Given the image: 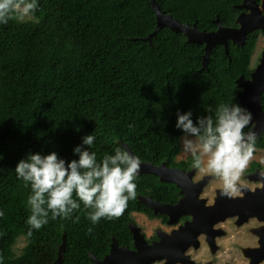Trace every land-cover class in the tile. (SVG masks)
<instances>
[{"label": "trees", "instance_id": "obj_1", "mask_svg": "<svg viewBox=\"0 0 264 264\" xmlns=\"http://www.w3.org/2000/svg\"><path fill=\"white\" fill-rule=\"evenodd\" d=\"M156 1L181 23L213 31L216 18L238 26L236 5L243 0ZM38 5L32 19L0 23V264L33 259L39 240L64 244L61 264H94L91 257L102 259L113 240L131 246L132 212L166 220L141 196L172 204L181 196L179 187L138 173L136 199L120 218L93 224L88 218L93 210L74 193L79 209L55 220L49 213L48 224L35 230L27 223L31 185L18 178V163L29 154L52 152L70 163L79 159L77 146L95 152L101 163L128 146L141 162L189 170L191 155L176 161L185 134L176 127L178 113L191 112L196 124L214 117L220 105L245 109L236 80L250 78L255 68L250 60L260 30L249 31L241 46L229 40L228 53L223 44L213 45L204 68L203 43L187 42L166 26L147 39L156 26L150 0H38ZM260 102L264 111V90ZM87 135L95 136L91 147L83 145ZM256 149H264V133ZM255 168L261 165L252 160L248 171ZM20 235L25 245L17 255L13 245Z\"/></svg>", "mask_w": 264, "mask_h": 264}, {"label": "clouds", "instance_id": "obj_2", "mask_svg": "<svg viewBox=\"0 0 264 264\" xmlns=\"http://www.w3.org/2000/svg\"><path fill=\"white\" fill-rule=\"evenodd\" d=\"M38 6V0H0V23L32 19ZM191 116V112L178 113L176 127L185 133L184 153L191 155L194 169L221 180L223 195L233 197L241 190V177L256 150V133L251 129L244 131L251 124L252 114L232 104L220 105L214 117H201L196 124ZM94 141V135H87L83 145L91 147ZM74 153L79 159L70 163L59 158L56 152L46 156L29 154L27 160L18 163L15 169L18 178L25 186L30 184L32 190L27 201L30 229L39 230L48 224L49 213L52 220L69 218L80 208L73 199L74 193L86 209L93 210L88 213L93 224L102 218H120L129 200L136 199L134 181L141 166L139 157L117 148L114 155H106L98 163L96 153L83 146H77ZM3 215L0 211V217Z\"/></svg>", "mask_w": 264, "mask_h": 264}, {"label": "water", "instance_id": "obj_3", "mask_svg": "<svg viewBox=\"0 0 264 264\" xmlns=\"http://www.w3.org/2000/svg\"><path fill=\"white\" fill-rule=\"evenodd\" d=\"M150 3L155 13L156 26L147 39L150 41L151 36L157 29L166 26L175 32L183 33L187 42L203 43L204 55L202 64L204 68H206V60L213 45L218 43L223 44L225 53H228L227 45L229 40L237 46H241L249 31L259 29L262 35H264V12L259 11L260 5L264 7V0H260L259 3L255 0H243L241 4L236 5L237 8L241 9L235 20L238 26H224L216 18L215 23L217 28L213 31L200 30L194 23L191 25L181 23L171 14L163 12L156 0H150ZM236 82L240 87L238 92L239 102L252 114L251 127L248 131L251 129L256 133V138L260 137L264 133V111L260 102L261 94L264 90V46L259 63L251 72L250 78L246 79L240 76ZM253 124L255 128H252ZM125 148L127 152L135 156L128 146ZM141 165L144 169H140L139 173H150L156 175L161 181L174 183L179 187V192L182 194L174 204L158 202L149 196L140 197L141 201L148 205L154 213L166 214L168 216V223L170 224L176 223L178 217L183 214H188L192 217L177 229H173L170 234L159 232V241L152 244L146 243L138 228L135 227L132 230L135 250H131L127 246H118L117 242L113 240L109 252L102 259H97L94 256L91 257L94 264H150L156 259L163 258L165 254L167 257L166 264H173L177 258L182 259L184 262L189 261L192 264L194 262L184 254V251L190 243L189 241H195L199 232L205 231L210 235L213 225L229 216H237L238 223H241L249 216L260 218V215H263L264 218V181L261 183V186L255 188L253 191L241 186L240 191L242 195L231 198L223 195V189H217L213 202L205 205V199L200 198L199 195L204 184H206L207 177L194 183L192 181L194 170L185 172L183 169L177 167H167L164 163L153 165L141 162ZM164 173H171V178L163 177ZM259 174L264 175V172L256 170L248 176L250 179L255 180L257 179L256 175ZM184 183H187L192 190H185ZM184 206H186V210L182 211L181 209ZM168 208H177L178 212L171 214L167 212L166 209ZM165 241L178 245L175 254L166 253L167 244H165ZM262 244L263 242L260 241V246ZM261 249L256 250L259 251ZM63 250L64 244L60 245L57 258L53 264H61ZM262 254L264 255V251Z\"/></svg>", "mask_w": 264, "mask_h": 264}, {"label": "rangeland", "instance_id": "obj_4", "mask_svg": "<svg viewBox=\"0 0 264 264\" xmlns=\"http://www.w3.org/2000/svg\"><path fill=\"white\" fill-rule=\"evenodd\" d=\"M264 46V38L262 33H259L258 39L256 41V46L254 51L251 55L250 60V66L256 67V65L259 63L262 50ZM185 134L181 135L180 137V150L178 154L176 155V161L178 160H184L187 157L190 156V154H185L183 151V138ZM194 138V137H189ZM257 161L261 165V169L264 170V149H256L253 155V158L251 161ZM250 161V162H251ZM249 162V164H250ZM248 167L246 168L244 174L241 177L240 184L246 185L248 187L253 188L254 186H260L261 183L252 179H249L246 177V173H249ZM141 169V166H140ZM195 173L193 175V181H199L203 179L205 174L199 173L198 170L194 169ZM210 176V175H209ZM261 175H257L256 178H258ZM255 177V176H254ZM253 177V178H254ZM223 184L222 181L218 178H214L210 176L208 178L207 184L204 186L202 193L200 196L206 197L207 202L210 204L213 202V198L215 196V191L217 189H222ZM238 192L237 194H239ZM131 217L133 219L131 223L132 228H138L139 230H142L146 232L147 235H150L152 232L156 231L157 228H160L166 232H169L170 229L175 228V226H172L171 224L160 226L158 223V219L149 218L143 213L138 212H132ZM251 222L245 225L236 226L235 224L231 223V219L223 221L220 223V228L225 230V234L223 236H220L216 238V245L217 250L213 252L212 254L206 249V244L203 242L201 247L197 250L189 249L190 253L194 258L198 259L199 257H203L205 259H212L213 261L217 262L218 264H230V263H236L241 261H246L243 256L240 254V249L245 245H253L255 242V237L249 233L246 232V230L251 226ZM240 241L239 244L235 243V241ZM241 243V244H240ZM25 245V238L24 236L20 235L16 238V241L13 245V250L15 254H20L21 248ZM60 249V246L57 244L52 243H46L42 240H39L36 244V254L35 257L28 261H22L20 264H53L55 259L57 258V253ZM251 258L253 257L252 254H249ZM253 260V258H252ZM183 263V262H181ZM154 264H161V262H155ZM264 264V263H262Z\"/></svg>", "mask_w": 264, "mask_h": 264}, {"label": "flooded vegetation", "instance_id": "obj_5", "mask_svg": "<svg viewBox=\"0 0 264 264\" xmlns=\"http://www.w3.org/2000/svg\"><path fill=\"white\" fill-rule=\"evenodd\" d=\"M190 170H194V168L192 167V168H190L187 171H190ZM256 170L263 171L264 172V170H262V169L255 168L252 172L246 173L245 174L246 177H248L247 175L254 173ZM187 171H185V172H187ZM194 173H195V170H194ZM194 173H193V175H194ZM193 175H192V181H193ZM259 175H262V174H259ZM205 177L209 178L210 176L208 175V176H205ZM252 180H254V179H252ZM255 181L260 182L257 179H255ZM193 182L196 183L198 181H193ZM207 182H208V179L206 181V184H207ZM206 184H204V186ZM204 186H203V188H204ZM241 186L246 187V188L250 189L251 191H253L255 188H257V186H254L253 188L248 187L246 185H241ZM203 188H202V191H203ZM202 191H201V193H202ZM239 192H240L239 194H236L234 196H240V195H242V192L241 191H239ZM181 196H182V194H181ZM215 196H216V191H215ZM199 197L205 199V201H204V204L205 205H209V203L207 202L206 197H203V196L201 197L200 195H199ZM179 198L177 199V201L179 200ZM172 204H174V203H172ZM166 217H167L166 220H163L162 217H149V218L158 219V223L160 224V226H164V225L170 224V223H168V216L167 215H166ZM191 217L192 216L191 215H188V214L180 215L178 217L177 222L174 223V224H171L172 226H175V228L170 229L169 232H166V231H164V230H162L160 228H157L156 231L152 232L150 235H147L146 232H144L142 230H139V229L138 230L142 234V236L144 237L146 243L152 244V243H154L156 241H159V237H158V233L159 232H162L164 234H170L173 229H177L180 225L184 224L185 221H189L191 219ZM229 219H231V223L235 224L236 226L245 225V224H248L249 222L253 223V224H251V226H249L250 229L248 228L246 230V232L249 233V234H251V235H253L255 237V240H254L255 243L253 245L252 244L251 245H245V246H243L240 249V254H241V256H243V258L246 259V261H244V262L241 261V262H236V263H230V264H252V263L253 264L254 263L255 264H262V263H264V255L262 254L263 251H264V218H263V215H260V218H258L256 216H249L248 218H246L245 220H243L241 223H238L237 222L238 221V217L237 216H229V217H226L225 219L217 222L216 224H214L213 225V230L210 232V235L208 233H206V232H199L197 234L196 238H195V241H193V240L189 241L190 243L188 244V246L186 247V249L184 251V254L187 255L188 258L194 262L192 264H218L217 262L213 261L212 259H205L203 257H199L198 259L194 258V256L191 255L189 249L197 250V249H199V247H201L202 243L204 242L206 244V249L211 254L213 252H215L217 250L216 238H218L220 236H223L225 234V230L224 229H221L219 225H220L221 222L226 221V220H229ZM131 226L132 225L130 224V232H131L132 244H131V246H129V245H126V246L129 249H131V250H135L134 239H133V232H132L133 228ZM260 241L263 242V244L261 246H260ZM239 242L240 241H237V240L235 241V243H238V244H239ZM194 243H197V244L194 245ZM165 244H167V246H166V249H167L166 251L167 252L165 251L166 253H169L170 252L171 254H175L177 252V248H178V245L177 244H174L172 242L167 243L166 241H165ZM126 246H122V247H126ZM259 248H262L263 250L261 249V250H259L257 252L256 249H259ZM249 254H252L253 255V257H252L253 260H252L251 256H249ZM165 255H164L163 258L156 259V260L152 261L150 264H154L155 262H161V264H166V258L167 257ZM173 264H191V263H189V261H185L184 263H181V261L179 260V258H177V260L174 261Z\"/></svg>", "mask_w": 264, "mask_h": 264}, {"label": "bare ground", "instance_id": "obj_6", "mask_svg": "<svg viewBox=\"0 0 264 264\" xmlns=\"http://www.w3.org/2000/svg\"><path fill=\"white\" fill-rule=\"evenodd\" d=\"M250 6V5H249ZM249 11H250V9H249ZM259 11H261V12H264V7L262 6V5H260V7H259ZM263 38H264V35H263ZM144 169V167L141 165V169ZM171 176V173H164L163 174V177H167V178H171L170 177ZM259 181L261 182V183H263V181H264V175L262 174L259 178ZM184 189L185 190H192L189 186H188V184L187 183H184ZM189 191V192H190ZM167 210V212H170L171 214H175V213H177L178 212V209L177 208H175V209H171V208H168V209H166ZM182 211L183 210H186V206H184V207H182V209H181ZM202 232H205V231H202ZM258 252V251H257ZM251 253V252H250ZM257 255V254H256ZM179 260L181 261V262H183L184 263V261L182 260V259H180L179 258ZM176 261V260H175Z\"/></svg>", "mask_w": 264, "mask_h": 264}]
</instances>
